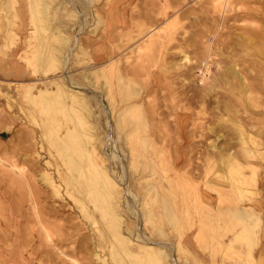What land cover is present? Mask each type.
I'll use <instances>...</instances> for the list:
<instances>
[{
    "label": "rangeland",
    "instance_id": "1",
    "mask_svg": "<svg viewBox=\"0 0 264 264\" xmlns=\"http://www.w3.org/2000/svg\"><path fill=\"white\" fill-rule=\"evenodd\" d=\"M4 2L0 0V264H98L97 254L106 264H114L115 246L111 244L116 240L108 226L114 212L128 232L124 236L134 243L131 247L142 245L140 226L143 236L155 241L149 246L158 244L159 249L171 253L168 260L172 264H264V253L259 252L264 250V0H13L9 7H4ZM116 3L128 10V17H137L108 40L107 11ZM33 5L38 10L36 16ZM108 50V57H98L99 51L107 54ZM106 65L108 68H103ZM66 77L68 83L64 85L90 97L92 115L88 120L94 127L90 130L93 144L121 187L119 191H125L108 208L96 194H90L89 173L79 169L83 159L70 154L76 165L64 167V175L72 181L70 186L55 169L54 156L58 154L49 142L54 140L59 124L73 115H67L63 106L69 100L55 98L52 93L56 82ZM29 83L37 84L27 96L23 91ZM244 86L248 91L242 90ZM38 89L51 92L48 102L56 110L43 109L40 101L31 100ZM131 106L142 109L145 124L160 128L155 140L158 147H166L170 154L179 148L182 157L173 153L170 162L163 164L161 156L150 159L143 155L138 161L142 174H135L126 151L130 149L126 133L131 128L121 129L126 119L137 133L135 140L142 139L139 125L143 117L128 115L126 110ZM152 108L159 113L155 121L150 116ZM240 124L246 139L255 141L262 153L255 159L243 157L242 149L252 143L242 145L237 130ZM215 141L225 154L203 159L200 153L210 150ZM136 145L147 153L149 143ZM173 156L191 161V166L182 168L181 163L177 169L193 170L196 177H202L195 180V186L206 189L203 178H207L213 189L226 194L220 208L216 190L212 189L213 204L192 196L194 213H207L204 208L208 207L211 213L212 209H222L225 215L213 217L208 212L206 218L196 216L192 223L142 218L144 203L137 194L153 187L163 168H174ZM236 159L253 166L246 165L241 171L250 181L256 172V186L248 185L254 192L248 195L250 201L241 202L231 189L230 176L243 177L229 169L235 167ZM47 172L54 176L60 195L44 184ZM83 203L95 214V223L85 216ZM240 206L253 207L261 213L260 218L244 223L232 217L229 211ZM166 210L161 207L159 211ZM135 227L137 233H130ZM99 229L107 234L111 245L106 244L104 251L98 246L103 240ZM46 233L54 240L62 236L65 247L59 250V245L46 239ZM187 235L191 246L186 245L184 252L180 246L185 247ZM132 248L131 252L135 250ZM142 257L147 264L149 261Z\"/></svg>",
    "mask_w": 264,
    "mask_h": 264
},
{
    "label": "bare ground",
    "instance_id": "2",
    "mask_svg": "<svg viewBox=\"0 0 264 264\" xmlns=\"http://www.w3.org/2000/svg\"><path fill=\"white\" fill-rule=\"evenodd\" d=\"M4 1H5L3 3V6L4 7H9L8 6L9 1L10 2H13V0H4ZM33 1H35V0H33ZM31 5H32V3H31ZM32 8L34 9L35 6L33 5ZM34 10H35V12H33L32 9H31V11L36 16L38 10H36V9H34ZM162 31H163V29H162ZM222 40H220V41H222ZM220 41H219V43H220ZM224 43H225V45H227L226 42H224ZM151 48H149V49H151ZM207 49H205V50H207ZM199 53H201V52H199ZM203 53H205V51ZM183 58H185L184 60H185L186 63H189V57H188L187 54H184V57ZM105 67L108 68L107 65L104 66L103 68H105ZM110 67H111V65H110ZM232 70H234L233 73H235V70L236 69L234 68ZM238 77H239V75H238ZM66 78L67 79H65V80L58 81V83L56 82V91H54L52 93V95H54L55 98L56 97H58V98H60V97L62 98L63 97V98H66V99L69 100L68 104L67 105H63V106L65 107L66 112L69 113L67 115H70L71 113L73 115V116L70 115L71 116V119L68 118V120L65 123L63 122V123H60L59 124V129L56 132L54 131L55 133H53L55 135L54 140H52L51 142H49L52 146H55L56 147V150H57L56 151V155L58 154L57 156H54L56 158V160H55V163H56L55 164V169H56L57 172H59L60 178L63 181H65L68 186H70L72 184L71 179H70V181H71L70 182L69 181V178H68V180L66 178L67 175L66 174H65L66 176L64 175V170L66 169V168L64 169L65 166L68 167V169L70 167H72V166H76L75 163H74V161L71 160L72 158H71V155L70 154L75 155V156L77 155L78 158L83 159V162H82V160L80 161V163L82 162L80 164L82 166H79V169L82 172H84V173H87V174L89 173V177L86 178V179H88L87 182L89 181L90 182V185H92V187H93V189L91 190V186H89V189L91 191H89V189H88V191L91 192L90 194H93V193L96 194L101 199V203L102 204L105 203V205H107V207L106 206L105 207L108 208V207L111 206V204L114 203L115 200H117L119 198V193H124L125 194V191H123L122 189H120V190H122L121 192L119 191V188L118 187H120V186H118L116 184V181H114V179L112 177V174L110 175V173H109V171L107 169V166H106L107 164L105 165V163L103 161V158L102 157L101 158L99 157L98 146H95V144H93V140L95 141V139H94V135L92 134V131H90V130L92 128H94V127H91L92 125L90 124V120H88V117L90 118L91 115H92L91 114L92 113V107L90 105V100H89L90 97H88V95H85V94L84 95H80L79 93H77V91L74 92V91H72V89L70 87H67L66 85H64L65 83H68V78L69 77H66ZM36 84L37 83H33V84H30L29 83L28 85L24 86V90L25 91H23V92L24 93L26 92L27 96H30V94H31L32 90L35 88ZM243 89H246L245 86L242 88V90ZM49 93H51V92H47V90L45 91L43 89H38L37 94L34 95V97H31V100L33 99L37 103H38V101H40V104H41V106H43V109L45 107L46 108L48 107V108H50L52 110H56L55 107L51 103L48 102L49 99L51 98L50 95H49ZM23 97L25 98V95ZM55 98H53L52 100L54 101ZM52 100H51V102H53ZM56 100L57 99H55V101ZM187 100H190L188 96H187ZM62 101H64V100H62ZM202 101H205L204 96L202 97ZM33 103H35V102L33 101ZM56 104L57 103H55V105ZM58 106L60 107V103H59ZM217 106H216V108L218 109ZM139 108H140L139 106L138 107L131 106V107L127 108L126 112H127L128 115L129 114H132L135 117L142 118L144 114L141 111L142 109L140 110ZM181 111H182V109H181ZM234 111H235V109H234ZM127 114L125 113V115H127ZM120 115H121V113H120ZM122 115H121V117H122ZM157 115H159V113L157 112V110L154 111L153 108H152L151 113H150V116L152 118H154L153 121H155L157 119ZM118 118H119V116H118ZM53 120H55V119H53ZM142 120H143L142 123L141 124L139 123L140 124L139 125L140 126L139 129L142 131V139H138V140H135V138H136L135 137L136 136L135 134H137V133L132 128V122L126 121V119H125L123 121L124 124L121 123V126H122L121 129L122 130H124V129H129L130 130V128H131V130L126 133L127 134V137L126 138H128V141H127L128 142V146H130V149L128 148V150H126V151H127L128 157H130L129 160L131 162L130 163V165L132 166L131 168H133V171L135 170L134 171L135 174L138 173L139 175L142 174V170L139 167L138 161H139V159L143 155H148L147 157H149L150 159L152 158V156H156V157H158V156L160 157L161 156L162 157V160H161L162 163L163 162L167 163V160L169 159V155H171L173 153H177L179 151V148H176L174 150H171V154H170V150H168L166 147H164L162 145H161V147H158V145L155 143V140H157L159 138V136H160V131H161L160 128L158 126L155 127V128H152L149 122H146V124H145L144 117H143ZM224 120H225V118H224ZM51 122H54V121H51ZM56 122H58V121H56ZM70 123H73V126H71ZM81 128L85 129V132L84 131L82 132V129ZM237 130L239 131L240 135L242 136V138H241L242 145L248 144L249 142H251L252 145H254V146L248 145L249 147L242 149V154L244 155L243 157H245L246 159H255L259 155H262V153L261 152L259 153V150H257V148H256L257 145L255 144V141H253L251 138L250 139L249 138L246 139L245 132H244V128L242 127L241 124H240V126H237ZM182 135H183V133H180V136H182ZM221 137L222 136L220 135L218 138L220 139ZM184 141L186 142V138L183 137V142ZM137 142H143V143L146 142V144L149 143V148L150 149L148 148L147 153H145V151H142V150H140L139 147H137V145H136ZM90 143L93 145V146L91 145L92 147H88L90 145ZM257 144H259V143H257ZM111 145H112V141H111ZM113 148L115 149V146ZM178 154H179L178 155L179 157H182L181 154H183V153L178 152ZM185 154H187V153H185ZM200 154L203 155V159L206 158V159H209V160H213L214 157H216V156H219L220 157V156L224 155L225 153H224V148L223 147H218L216 145V141H215L210 146V150H206L205 152L200 153ZM227 154L229 156H232V153H230V152L227 153ZM68 156H70L69 159L67 158ZM61 158H65L66 160L65 159L61 160ZM149 158H147V159H149ZM223 158H222V160H223ZM157 159H159V158H157ZM237 159L235 161H237ZM183 160H185V159H180L179 160V158H177L175 156L173 158L174 168L171 169V170H168V169L163 168L162 169V172H161V173H163V175H160V178H159L158 181L156 180L157 182L155 183V185L153 187L150 185V187H148V189H146L145 193H143V194H140L139 193V194H137L138 196L136 195L137 198L141 196L142 198L140 197L139 199L140 200H143V203H144L142 205L143 206L142 218L144 217V219L147 218L148 220H153V219H161V218H164L165 217V218H169L170 220H178V221L183 220V221H187V223H192L193 219L196 218V216L198 218H201V217L202 218L203 217L206 218L207 217V213L208 212L211 213L210 212L211 210H209L208 207L207 208H204L205 209L204 211H206L207 213H204V212H201L202 214L200 212H199V214L198 213H194V211L192 209V207H193L192 205L193 204L190 203L192 201V199H193L192 196L197 197V200L196 201L199 200L201 202H209V204H213V200L215 198L212 195V189H213L212 186H211L212 183L207 178H203V184L206 185L205 186L206 189H203L202 190V187L201 186H199V185L195 186V183H194L195 180L198 179V178L199 179H202V177H196L195 173H193V170H185L184 172H179L180 169H177V166H179L181 163H184L182 165V168H186V167L191 166V164H190L191 161L188 160V158L185 161H183ZM232 160H234V159H232ZM161 161H159V162H161ZM238 161H237V163H235V167L234 168H232L230 166V168H229L230 171H234L235 173L241 174L243 176L244 174L241 173V171H243L244 168H247L246 165L248 167H253V166L250 165L249 162H246V165H244V164H242V163H240ZM228 162L230 163V161H228ZM165 163H163V164H165ZM49 165L50 166H53L50 162H49ZM159 166H160V164H159ZM73 168H72V171H73ZM74 169H76V168H74ZM70 170H68V171L69 172H72ZM77 171H79V170L77 169ZM77 171H75V172L77 173ZM255 173L256 172H253V175L254 176L252 175L253 178L251 179V181L249 180L248 177H244V176L243 177H238V178H233L232 177L233 175L230 176L231 177L230 185H231V189L233 191V194L234 195H237L238 199L240 198V201L241 202H243L245 199H247L248 201H250L249 198H248V195L254 193L253 191H251V190L248 189V185L251 186V184H252L253 186H256ZM154 174H156V173H154ZM124 176H126V175H124ZM72 178H73V176H72ZM43 182H44V184L50 186L54 190V192L56 193L57 196L60 195L59 187L56 185V181L54 180V176L52 174H50L48 172L47 173H44V175H43ZM84 183H85V181H84ZM213 190H216V188L213 189ZM216 192L218 193V207L220 208V207L223 206V204H222V203H224L223 202V198L225 200V195L226 194H224L223 191H219V190H216ZM153 193L155 194V196H151V194H153ZM68 194L72 198H74L73 194H71V191H69ZM121 196H123V195H121ZM147 197H149V198L151 197L150 200H148ZM169 197H170V203L169 202L167 203V198H169ZM74 199L78 203L80 202L76 198H74ZM238 199H236V201ZM149 202H151V203H149ZM81 205H82V210L83 211L84 210L87 211V212H85V216H87L89 219L93 220L94 223H95V214L93 212L88 211V209H87L88 206H85L84 203L81 204ZM166 205H169V206L166 207ZM161 207L167 209L165 213L159 211ZM111 208H113V207H111ZM111 208H109V209L111 210ZM101 209H100V211H101ZM212 211L213 212L211 213V215L213 217H218V216H221V215H225V212H226V211L224 212L222 209L219 210V211H217L216 209H212ZM229 212L231 213L232 217H236L239 220L244 221V223L250 222V220L251 219L253 220L254 218H260V214H261V213L259 214L258 212H256V210L253 207H250V208L245 207L243 209V207H241V206L240 207H236L234 210H230ZM135 215H136V213H135ZM106 216H108V215H106ZM208 216H210V215H208ZM108 220H110V222H108L110 224L108 226H111L110 227V232H111V229H112V234H113L112 235L110 233V235H112L115 238V240H116V242H114L115 244L113 243L111 245L117 247V249L114 247L115 250L112 249L113 258L115 256V263L114 264H129V262H130L129 260H131V262L133 264H137L138 262H140V264H141V262H143V257L142 256H144V258H145L144 260L147 259L149 261L147 264H172L168 260L169 254H171V253L168 252L167 250L162 251L161 249H159L158 244H156L155 247L149 246V244H151V245L152 244H155V241H153V239L152 240H148L146 238L147 235H146V237H144L143 236V233L141 231L140 226H139V228L137 226L138 232H139L138 238H141L140 239L141 240V243L140 244H142V245H138L137 246L135 244L134 246H132L134 248H132L131 245L134 244V243L131 242V240L127 239L124 236V234H127L128 232L126 233V230H125L124 226H123V228L121 227L122 222H121L120 215H118V214H116V212H114V213L110 214V219H108ZM122 225H124V223ZM137 228L135 227V229H130L129 230L130 233L131 232L137 233ZM245 229H246V227H245ZM101 230L102 229H99V233L98 234H100V238L103 239V240H102V242H100L98 240L99 241V244L98 243L97 244H98L99 248H102L103 251H104L106 244H109L110 245V242H109V239L107 237V234L105 232H102ZM249 231H250V229H249ZM186 238H184L186 240L183 241V242H185V247L183 245H181V240H179L180 241L179 242V245H181L180 246V249H182V251H184V252H186V249H187L186 248L187 247L186 245L191 246V241L189 239V236L187 235ZM46 239L49 242L53 243L54 245H59L60 246L59 250L60 249H63L64 241L62 239V236L59 237L57 240H54L49 235V233H46ZM93 241H92L93 244H95V237L93 238ZM143 244L145 246H143ZM182 244H184V243H182ZM229 246H232V245H229ZM130 248H132L133 250L135 249L137 251V254H135L136 253V252H134L135 250L133 251L134 253L131 252L130 251ZM160 248H161V246H160ZM81 249L82 250H85V246H84V248H81ZM64 253H65L64 251H61V254L62 255ZM90 253H91V251H90ZM87 255H89V254H87ZM95 257H96V259L98 261V264H106L107 263L106 260L105 259H101L98 256V254L95 255ZM172 259L173 258H171V260ZM77 262H76V264H77ZM144 262H143V264H144ZM82 264H83V262H82Z\"/></svg>",
    "mask_w": 264,
    "mask_h": 264
},
{
    "label": "crops",
    "instance_id": "3",
    "mask_svg": "<svg viewBox=\"0 0 264 264\" xmlns=\"http://www.w3.org/2000/svg\"><path fill=\"white\" fill-rule=\"evenodd\" d=\"M134 17L136 18V15H130V17H128V10H126L124 8V6H120L117 3L114 4L111 8V6H109L108 11H107V30H106V37L108 38V40H111V34L114 33L117 30H125L126 28H128V26L131 24H133V19ZM109 44H111V41L108 42ZM109 51L108 53H104L99 51L98 52V57L99 58H105L106 56L108 57L109 55ZM17 76H20L21 74L16 72ZM263 252V249H259V252ZM261 252V253H262Z\"/></svg>",
    "mask_w": 264,
    "mask_h": 264
},
{
    "label": "water",
    "instance_id": "4",
    "mask_svg": "<svg viewBox=\"0 0 264 264\" xmlns=\"http://www.w3.org/2000/svg\"><path fill=\"white\" fill-rule=\"evenodd\" d=\"M2 137H4V136H2Z\"/></svg>",
    "mask_w": 264,
    "mask_h": 264
}]
</instances>
